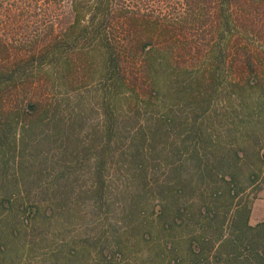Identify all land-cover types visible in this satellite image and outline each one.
I'll use <instances>...</instances> for the list:
<instances>
[{"label": "trees", "instance_id": "obj_1", "mask_svg": "<svg viewBox=\"0 0 264 264\" xmlns=\"http://www.w3.org/2000/svg\"><path fill=\"white\" fill-rule=\"evenodd\" d=\"M139 1L0 0V161L16 162L18 142L34 137L60 141L67 154L77 134L70 92L98 77L102 126L81 149L93 164L92 194L101 200L109 167L126 180L138 174L141 187L151 185L156 204L147 202V210L162 219L158 232H194L184 219H198L196 236L187 237L191 264L213 251L218 264L223 256L226 264H264V221L250 223L251 204L236 207L224 234V218L243 192L239 164L247 155L242 147L219 156L209 149L203 161L198 145L207 142L197 127L221 87L225 62V90L261 86L264 0H165L162 13L141 10ZM247 110L246 118L260 116L259 108ZM169 134L175 137L170 153L189 149L185 162L170 167ZM158 169L165 173L146 182ZM245 179L253 184L258 176ZM200 188L208 200L188 201ZM6 196L13 195L5 191L1 202L9 203ZM140 200L122 204L125 214L139 210Z\"/></svg>", "mask_w": 264, "mask_h": 264}, {"label": "rangeland", "instance_id": "obj_2", "mask_svg": "<svg viewBox=\"0 0 264 264\" xmlns=\"http://www.w3.org/2000/svg\"><path fill=\"white\" fill-rule=\"evenodd\" d=\"M138 3L143 11L162 13L168 9L165 0ZM223 69L221 87L213 93L208 116L197 126L207 143L200 141L195 145L200 144L198 152L203 161L202 153L209 149L219 156L227 155L231 148L242 147L247 155L239 164L243 192L224 218L227 234L225 227L238 205L251 204L252 225L264 221V161L258 159L264 155V79L260 75L261 86H254L252 92L233 94L223 88L230 80L226 62ZM100 89L99 78L95 77L79 92H70L69 102L74 111L71 125L77 134L71 138L67 154L61 155L60 141L34 137L29 143L18 142L15 152L11 151L18 156L16 162L0 161V264H191L187 237L196 236L198 219H184L189 220L188 228L194 232L179 228L169 234L158 232L162 219H152L151 210H147V202L156 204L149 191L151 185L141 187L143 181L138 174L126 180V176L109 167L103 171L106 183L101 200L92 194L96 189L93 164L82 159L81 149L102 126ZM252 107L261 110L260 116L257 113L246 118L244 110ZM173 142L175 137L169 134L164 150L168 167L177 165L178 160L185 162L189 150L180 148L174 155L169 152ZM186 142L193 144L195 140ZM190 144L185 147L190 148ZM164 173L165 170L158 169L146 182ZM187 173L191 170L182 174L189 176ZM250 173L258 176L253 184L245 179ZM202 188L188 194V201L208 200L201 196ZM5 191L13 195L6 196L10 204L1 202ZM131 200H140L139 210L125 214L122 204ZM225 202L217 201L222 211L228 209L223 206ZM203 256L207 261L201 259L194 264H218L214 251ZM222 259L220 264H226V257Z\"/></svg>", "mask_w": 264, "mask_h": 264}]
</instances>
